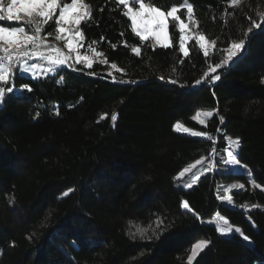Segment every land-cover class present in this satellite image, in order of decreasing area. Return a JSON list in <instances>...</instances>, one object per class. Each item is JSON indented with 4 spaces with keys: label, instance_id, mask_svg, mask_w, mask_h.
<instances>
[{
    "label": "trees",
    "instance_id": "trees-1",
    "mask_svg": "<svg viewBox=\"0 0 264 264\" xmlns=\"http://www.w3.org/2000/svg\"><path fill=\"white\" fill-rule=\"evenodd\" d=\"M87 2L93 19L82 25L80 52L95 55L92 68L76 63L75 71L37 79L18 75L15 87L32 91L6 94L0 103V264H264V188L247 187H264V32L255 29L240 58L217 70L219 81L193 86L224 61L231 43L246 39L252 20L261 23L264 0L232 7L230 0H190L193 31L209 43L205 57L191 38L188 58L172 20L173 46L163 48L140 41L116 0ZM145 2L166 11L183 0ZM178 14L185 19L186 9ZM208 111L214 115L201 124L197 116ZM178 122L211 140L175 131ZM226 136L239 138L235 155L249 174L217 168ZM200 157L212 170L185 188L177 175ZM234 179L243 187L225 204L216 185ZM216 214L249 241L204 221ZM201 239L207 247L189 261Z\"/></svg>",
    "mask_w": 264,
    "mask_h": 264
},
{
    "label": "snow or ice",
    "instance_id": "snow-or-ice-1",
    "mask_svg": "<svg viewBox=\"0 0 264 264\" xmlns=\"http://www.w3.org/2000/svg\"><path fill=\"white\" fill-rule=\"evenodd\" d=\"M116 3L123 5L124 9H126L123 15L131 21V30L139 37L141 42L151 38L160 47H172V34L169 31L168 20L171 18L173 21L178 22L179 52L185 58L190 57V49L186 46V40L191 39V37L187 35V30L192 26L198 25L194 15L195 8L190 0L178 2L166 11L161 10L160 6H155L152 2L146 3L145 0H116ZM240 3L241 0H230L229 6H237ZM183 9H186V18L190 23H186L181 18V15L178 14ZM92 19L93 7L87 0H0V22H7L0 23V103H3L6 94H15L24 90L32 91L27 84L21 85L20 88L15 87V79L18 75H30L32 79H37L48 74L59 73L64 67L75 71L74 64L76 63H82L87 68H92L93 63L96 61L86 55L82 56L80 52L85 43V33L82 25ZM51 23L55 24L54 34L52 31H48L45 34L46 27H50ZM255 29H260L261 32H264V14L261 15V23L252 20L251 27L244 33L246 39L231 43L227 49V56L224 61L210 66L201 79L194 81L193 86H199L209 78L213 83L219 81L221 75L218 74L217 70L230 68L240 58L252 37L258 34L254 31ZM50 37L57 42H63V48H66L67 52H64L56 44L50 43ZM195 39L199 48L204 50V55L207 57L206 45L209 43L207 37L198 35ZM94 43L95 41H93ZM211 43L215 45L216 41H211ZM132 51L139 54L137 48H133ZM73 54H75L74 61ZM96 55L102 56L103 54L96 52ZM37 60L40 63H30V61ZM102 62L104 64L109 63L106 59ZM111 67L117 69L115 63H112ZM90 74L95 75L94 72ZM107 75L112 77L113 82H117L111 72ZM61 80H63V77H61ZM119 82L127 83V81L122 80ZM169 82L176 83L175 80H170ZM213 115L212 111L203 113L204 119H201L200 123L204 124L205 120ZM111 119L116 121L117 116L113 114ZM220 119L223 121V117ZM181 129L184 132L190 131L179 122L174 125L175 131L179 132ZM190 134L193 137H207L211 140V136L204 131H191ZM225 139L232 149H238L239 138L226 136ZM228 155L231 159L227 163L245 167L240 164L233 151H230ZM203 159L202 157L196 160L195 164L184 168L177 178H183L185 173H188L191 168L201 165ZM196 180H199L198 176ZM188 186L191 187L190 184ZM255 186L259 187L260 185L257 184ZM240 187H243V185H240ZM183 207L188 209V211H192L187 202L183 204ZM157 223L159 226L163 221L158 220ZM138 231L141 238H145V230ZM217 231L222 234L231 233L232 229L218 228ZM234 231L239 233L245 241H249L250 238L244 235L239 227L235 228ZM148 238L150 239V237ZM208 243L207 240H203L195 244L192 255L189 256V261L193 259L198 251L207 247Z\"/></svg>",
    "mask_w": 264,
    "mask_h": 264
},
{
    "label": "rangeland",
    "instance_id": "rangeland-1",
    "mask_svg": "<svg viewBox=\"0 0 264 264\" xmlns=\"http://www.w3.org/2000/svg\"><path fill=\"white\" fill-rule=\"evenodd\" d=\"M137 7H138V5H137ZM170 20H172L171 18H169V20H168V24H169V22H170ZM185 20V22L186 23H190L188 20H187V18H185L184 19ZM172 22L173 23H175L176 24V26H177V28H178V22H176V21H173L172 20ZM187 35L189 36V37H191V38H193L194 36H198V35H195V33H194V31H193V26L192 27H190V29H188L187 30ZM139 38V37H138ZM150 40H152L151 38H149ZM190 39H188V40H186V46H187V44H188V41H189ZM154 43H155V41L154 40H152ZM61 43H63V42H61ZM57 45V44H56ZM58 46V45H57ZM206 48L208 49V45H206ZM65 52H67V49L65 48ZM81 55L82 56H84V55H86V56H88L90 59H93L94 58V56L93 55H91V54H89V53H81ZM73 59H75V54H73ZM202 115H200V116H197V120L198 121H200L201 120V117ZM183 127H186V126H184V125H182ZM190 131L189 132H184L183 131V129H181V131H179V132H181V133H186V134H189V135H191L190 133H191V131H201L200 129H193V128H190V127H187ZM230 151H233L234 152V154L236 153V151H237V149L236 150H234V149H232L230 146H229V143L227 144V147H226V150H225V153H226V158H225V160H224V165H221V166H217V168L219 167V169H220V172H222V173H225V172H241V171H244V172H246V173H248L249 174V171L245 168V167H240V166H234V165H231V164H229V163H227V161H229L230 159H231V157H229V155H228V153L230 152ZM202 157H200V158H198V159H201ZM204 158V157H203ZM198 159H196V160H198ZM195 160V161H196ZM195 161L194 162H192L191 164H189V165H187L186 167H184V168H187V167H189L190 165H193V164H195ZM241 164V163H240ZM241 165H243V164H241ZM245 166V165H244ZM183 168V169H184ZM182 169V170H183ZM181 170V171H182ZM209 170H212V164H211V162L210 161H208L207 159H203V161H202V164L201 165H197L195 168H191L190 169V171L188 172V173H185V175H184V177L183 178H179V179H181V182H180V184L182 185V186H184L185 188H189V184L192 186L193 184H195L196 183V177L198 176H200L201 174H203V173H205V172H208ZM180 171V172H181ZM179 172V173H180ZM194 174V175H193ZM177 177H178V175H177ZM240 185H243V182L242 181H240V180H229V181H226V180H220V181H218V183H217V185H216V194H217V197H218V199L221 201V202H223V203H225V204H231V192L233 191V190H237V189H239V188H241L240 187ZM255 185H257V183H255V182H252V181H250V183L248 184V188H249V190L250 191H252V192H256L257 190H258V188H264V187H261V186H259V187H256ZM235 186V187H234ZM205 222H207V223H209V224H212V225H215L216 227H217V229L218 228H220V229H224V228H234L235 229V227H233V226H230V225H228L227 224V222H226V220L223 218V217H221L220 215H214V216H212V217H210V218H207V219H205L204 220ZM223 234H226V233H223ZM200 241H203L202 239L201 240H198V241H196L193 245H192V247H191V249H190V251H189V256H191L192 255V250H193V247L195 246V244H197L198 242H200ZM189 258V257H188Z\"/></svg>",
    "mask_w": 264,
    "mask_h": 264
},
{
    "label": "built area",
    "instance_id": "built-area-1",
    "mask_svg": "<svg viewBox=\"0 0 264 264\" xmlns=\"http://www.w3.org/2000/svg\"><path fill=\"white\" fill-rule=\"evenodd\" d=\"M49 42L52 43L50 40H49ZM53 44H54V43H53ZM58 47H59V46H58ZM93 56H95V55H93ZM31 62H37V63H40V61H38V60H37V61H30V63H31Z\"/></svg>",
    "mask_w": 264,
    "mask_h": 264
}]
</instances>
